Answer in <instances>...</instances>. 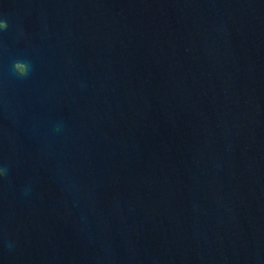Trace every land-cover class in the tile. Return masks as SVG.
<instances>
[{
  "label": "water",
  "instance_id": "95a60500",
  "mask_svg": "<svg viewBox=\"0 0 264 264\" xmlns=\"http://www.w3.org/2000/svg\"><path fill=\"white\" fill-rule=\"evenodd\" d=\"M0 20V264H264V0Z\"/></svg>",
  "mask_w": 264,
  "mask_h": 264
},
{
  "label": "clouds",
  "instance_id": "9594fccd",
  "mask_svg": "<svg viewBox=\"0 0 264 264\" xmlns=\"http://www.w3.org/2000/svg\"><path fill=\"white\" fill-rule=\"evenodd\" d=\"M7 21L0 20V29L7 28ZM32 71L31 62L28 60H15L12 63V73L18 79L27 78Z\"/></svg>",
  "mask_w": 264,
  "mask_h": 264
}]
</instances>
